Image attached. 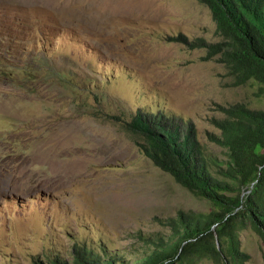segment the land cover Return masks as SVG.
<instances>
[{
    "label": "rangeland",
    "instance_id": "374dc122",
    "mask_svg": "<svg viewBox=\"0 0 264 264\" xmlns=\"http://www.w3.org/2000/svg\"><path fill=\"white\" fill-rule=\"evenodd\" d=\"M221 41L200 0H0V264H75L77 243L141 264L181 213L216 209L127 124L163 112L226 159V109H264V95L236 84ZM240 240L245 264H264V239Z\"/></svg>",
    "mask_w": 264,
    "mask_h": 264
},
{
    "label": "trees",
    "instance_id": "16d2710c",
    "mask_svg": "<svg viewBox=\"0 0 264 264\" xmlns=\"http://www.w3.org/2000/svg\"><path fill=\"white\" fill-rule=\"evenodd\" d=\"M200 2L212 10L222 37L217 50L236 84L257 82L264 95V0ZM226 113L219 121L224 160L209 156L192 130L183 132L163 112L139 110L128 122L131 131L146 138L145 154L155 165L216 208L206 216L181 213L179 221H171V238L158 241L141 264H192L204 258L245 264L250 257L241 248V231L250 228L264 239V109L237 103ZM93 250L77 243L74 263L115 264L112 258L101 262Z\"/></svg>",
    "mask_w": 264,
    "mask_h": 264
}]
</instances>
